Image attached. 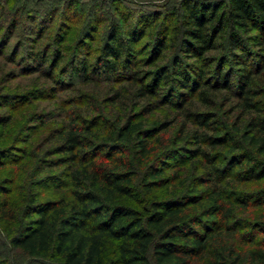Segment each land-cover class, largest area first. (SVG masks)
<instances>
[{"label":"trees","instance_id":"16d2710c","mask_svg":"<svg viewBox=\"0 0 264 264\" xmlns=\"http://www.w3.org/2000/svg\"><path fill=\"white\" fill-rule=\"evenodd\" d=\"M170 13L166 27L158 11L126 15L124 31L111 22L96 56L77 69L83 83H128L108 89L105 127L74 113L58 129L67 189L36 204L27 193L28 219L18 223L0 186L1 230L27 264H264V0H179ZM93 18L85 39L101 22ZM64 40L50 70H40L47 79ZM164 52L169 61L160 63ZM170 80L176 98L162 101ZM164 105L167 113L147 119ZM137 108L147 118L137 119Z\"/></svg>","mask_w":264,"mask_h":264},{"label":"rangeland","instance_id":"374dc122","mask_svg":"<svg viewBox=\"0 0 264 264\" xmlns=\"http://www.w3.org/2000/svg\"><path fill=\"white\" fill-rule=\"evenodd\" d=\"M178 2L179 0H0V186L10 193L17 209L18 223H25L28 219V203L24 202L27 193L28 196L32 193L29 199L36 204L55 198L60 191L67 189L69 163H62L60 159L65 154L56 153L55 150L57 133L60 131L58 129H62L74 113L89 119L90 126L105 127V122L113 115L108 89L128 83L124 80L125 77H122L121 83H83L77 71L82 61H92L96 56L111 22H115L118 29L124 31L126 15L132 21L141 11H158L162 13L159 20L166 27L172 20L170 12ZM65 5L69 6V10ZM95 13L101 22L93 38L85 39L83 33L86 22L93 20ZM60 22H64L65 26L59 27ZM10 24H16L13 31L8 28ZM59 37L65 40L61 41L55 80L47 79L40 74V70L46 73L52 67L49 61ZM148 40V37H144L141 41ZM148 51V48L142 53L140 50V58L146 57ZM40 52L46 57V62L42 65L34 60ZM169 58L170 53L164 52V57L159 62L166 63ZM183 61L187 64L194 63L193 58L183 57ZM228 64L234 69L241 66L232 59ZM174 75L170 74L171 77ZM177 86L173 80L161 84L159 91L163 95L160 97L162 101L164 97V101H174L176 95L172 92L178 91ZM181 90L192 100L193 93L185 88ZM168 110V105L160 106L147 118L137 108L134 115L137 119H152L161 117ZM8 117L9 122L4 124L2 121L8 120ZM174 158H170L168 163L176 162ZM183 161L179 160L180 163ZM167 171L171 172L168 168ZM246 185L256 189L262 184L252 182ZM257 209L263 208H254ZM34 216L35 214L32 217ZM1 229L0 223V264H27L29 259L10 245L9 238ZM32 264L59 263L44 260Z\"/></svg>","mask_w":264,"mask_h":264}]
</instances>
